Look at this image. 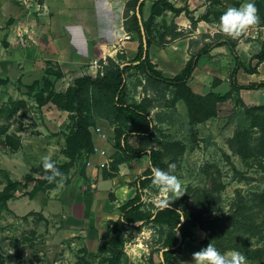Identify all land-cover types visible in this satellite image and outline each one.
I'll return each mask as SVG.
<instances>
[{
  "label": "rangeland",
  "instance_id": "rangeland-1",
  "mask_svg": "<svg viewBox=\"0 0 264 264\" xmlns=\"http://www.w3.org/2000/svg\"><path fill=\"white\" fill-rule=\"evenodd\" d=\"M170 1L173 4L179 2L185 8L191 25L186 32L197 27V21L203 19L207 22L202 23V29L206 30L204 32L210 34L212 30L214 33L210 37L212 41L227 37L220 32L219 19L229 7L253 2L258 9L259 24L264 23V0ZM166 16L167 13H163L149 21L150 36L153 43L159 46L163 43V32L167 28L165 21L172 14ZM176 27L173 19L169 25L170 32H174ZM241 37L250 39L244 35ZM160 57L161 52L153 50L152 58L162 67ZM175 60V65L167 68L164 74L179 70V58L175 57ZM232 63L224 59L222 67L221 61L220 66L212 65V81V74L208 70L207 76H203L206 68L203 65L202 72H199L202 75L198 77L197 72L189 79L190 86L201 94L227 92L230 84L221 83V80L229 81L226 77L230 75ZM217 70L223 78L215 75ZM3 79L0 77V191L10 180L23 179L26 173L39 167L44 156L56 162L67 160L62 149L66 135L75 122L72 113L64 115L65 112L62 113L53 103L39 105L37 98L41 92L37 87L30 88L32 79H18L10 84ZM126 79L128 102L143 101L156 125L153 134L140 144L146 149H160L158 168L167 171L169 164L176 165L174 174L182 181L186 192L170 204L180 208H205L206 200L209 201L205 195L209 193L212 200L207 206L216 208L212 215H233L240 213L239 204L247 202L246 211L257 213L256 221L262 224L263 235L247 234V251L230 248L225 252L239 251L246 257L247 264H264V257H254L256 252H249V248H264V204L262 206L256 196L264 192V140H259L264 135V109L239 102L238 95L233 93L230 99L217 102L215 115L196 121L185 100L176 97L173 86L156 81L142 68L127 69ZM215 79L218 80L216 83ZM245 96L253 97L254 94ZM207 103L212 105L210 101ZM91 115L94 118L93 126L101 127V131L105 129L104 126H115L108 116H98L94 111ZM131 126L127 124L124 127ZM83 159L85 157L64 174L62 187L56 183L55 187L42 190L37 181H32L28 187L19 188L6 208L0 207V264H108L102 258L110 255L107 243L112 235L113 217L102 218V213H88L91 208L84 202L83 192L95 184L85 183V187L76 191H68L66 187L67 179H74V174L81 175ZM34 174L38 176V173ZM31 192L34 193L32 197ZM113 196L114 193L110 191L107 197L112 200L115 199ZM164 198H168V194H160L150 180L144 188L143 210L154 212L159 207L157 201ZM93 208H97L95 211L109 210L102 201ZM113 210L114 207L110 211L112 215L119 214L117 207L116 212L113 213ZM202 217H206V213ZM135 224L123 228L124 255L118 264H151L153 260L158 263L170 227L154 221ZM237 235L238 231L229 232L234 244L239 243ZM208 237V230L199 225L192 227L190 236L170 264H179L180 260L194 264L192 254L203 248V240Z\"/></svg>",
  "mask_w": 264,
  "mask_h": 264
},
{
  "label": "trees",
  "instance_id": "trees-1",
  "mask_svg": "<svg viewBox=\"0 0 264 264\" xmlns=\"http://www.w3.org/2000/svg\"><path fill=\"white\" fill-rule=\"evenodd\" d=\"M145 5L146 0H128L125 9V16H127L125 25L129 31L135 32L138 36L139 45L137 53L132 60L135 63H124L122 65V62H117L114 58L107 57V62L104 64L102 72L99 71L95 76L92 74L81 75L75 78L73 84L69 85L64 91L56 89V82L62 76L61 72H56L55 79L51 80L48 76L51 70L47 71L41 78L35 79L29 84L30 88L37 87L39 92H41V95L37 98L39 105L53 103L59 109L72 113L75 119L72 129L66 135L65 146L62 149V153L68 159L63 162H53H55L61 173L66 174L71 167L76 166V162L79 159L93 152L94 142L91 131V126L94 125V118L91 115L93 111L98 116L110 117L112 123L115 125L114 146L116 147V151L113 153L111 160H108L104 166H101L103 178L115 176L119 171L121 163L132 161L142 154H148L150 164L143 174L132 182V185L135 187V194L120 204V216L117 219L111 220L112 235L107 243L110 255L102 258V261L108 264H118L120 262L124 255L125 238L123 228L133 227L136 225V222L142 224L154 221L167 224L170 227V231L164 240L162 256H160L159 262L157 263L153 260L151 264H170L173 256L181 251L185 239L190 236L192 227L196 225L209 231V237L203 240V248L208 243H211L222 254L230 248L245 251L248 248V244L245 242L247 234L249 236L263 235L261 230L262 224L256 221L257 213L253 210L246 211L247 202L245 201L239 204L240 213L233 215L225 213L212 215L211 213L216 208L215 206H207L211 203V194L209 193L205 195L209 200H206L205 208L197 209L193 206L180 208L177 205L170 204V207H158L152 213L143 210L144 188L151 180V167H159L160 165L161 151L156 148L146 149L140 144L153 134L156 125L149 114L148 107L143 101L128 102L126 71L132 67L142 68L156 81L173 86L176 91V97L184 99L187 103L193 120L202 121L215 115L217 112V102L230 99L233 93L238 95L237 99L239 102L245 104L240 96L242 89L264 87V80L242 84L238 81L237 77L240 69H244L248 73L258 72V66L264 61V40L262 41L260 50L252 56V58H256L257 60L254 64H252L251 60L248 62V65L245 64L236 54L235 39L227 37L224 40H215L203 45L191 56L180 72L172 77L165 76L155 67L150 58V45L153 43V40L150 36L149 21L168 9L175 14H179L185 8L183 6H176L170 0H153L150 15L147 19H144L143 8ZM142 25L145 31L144 34ZM221 44H227L235 57V63L229 75L230 90L224 93L211 91L207 94L195 92L189 84V79L200 57L209 53L214 46ZM3 80L7 81L8 79L4 78ZM216 81L218 80L215 79V83ZM208 101L212 105H208ZM253 107L264 109V104ZM127 124H132V126L130 128L124 127ZM259 140L263 141L264 135L259 137ZM137 141H139V144H136ZM34 172L38 173V176ZM80 174L85 179H88L85 173V162H83L80 169ZM45 176L46 173L41 164L39 167L33 168L32 171L26 173L23 179L10 180L0 191V207L6 208L8 201L15 197V193L19 188L28 187L32 181H37L38 187L42 190L55 187L56 183H49L45 179ZM66 183L69 184L70 180L67 179ZM33 194L31 192L30 196L32 197ZM256 196L257 199L261 200V205L263 206L264 192ZM205 213L206 217L203 218L202 215ZM179 224L180 229L177 236L175 235V230ZM233 230L238 231V244H234L229 238V232ZM249 252H256L254 257H264L263 247L249 248Z\"/></svg>",
  "mask_w": 264,
  "mask_h": 264
},
{
  "label": "crops",
  "instance_id": "crops-1",
  "mask_svg": "<svg viewBox=\"0 0 264 264\" xmlns=\"http://www.w3.org/2000/svg\"><path fill=\"white\" fill-rule=\"evenodd\" d=\"M127 2L128 0H0V77L7 78L10 84L18 79L23 81L32 79V82L50 70L48 76L54 80L55 73L61 72L62 76L56 82V89L64 91L73 84L75 78L84 74L95 76L99 71L102 72L107 57H112L117 62L121 60L122 65L135 63L130 60L136 55L139 42L137 34L129 31L125 25ZM152 2L153 0H146L143 8L144 19L150 15ZM174 4L181 5L179 2ZM164 13H167V16L171 13L172 17L165 21L167 28L163 32V43L161 46L155 43L150 45L151 61L163 74L168 70L167 68L175 65V57L179 58V64L181 63L180 70L195 51L213 42L210 37L214 36L212 30L210 34H206L204 32L206 30L202 29V23H207L203 19L197 21V27L186 32L187 27L191 25L185 10L175 14L168 9ZM173 19L177 27L174 32H170L169 25ZM263 40L264 38L242 39V37L235 39L236 54L245 64L248 65L250 60L254 64L257 60L252 56L260 50ZM154 45L155 49H153ZM153 50L161 52L162 67L152 58ZM207 54L210 56L200 57L192 75H196L197 72L199 75V72L203 70L201 67H204L205 61L208 60L203 76H207L208 70L212 74V81L214 79L213 66H220L221 61L222 67L224 59L233 62L231 68L235 63L234 54L227 44L214 46ZM95 59L98 63H94ZM179 70L164 75L172 77ZM215 75L224 77L222 74L219 75L218 70ZM237 77L242 84L264 80V61L258 66V72L248 73L240 69ZM226 79H229V76ZM224 82L230 84L229 81L221 80V83ZM245 94H254V96L247 98ZM240 96L247 105L264 104V87L242 89ZM61 111L65 112L64 115L70 113L66 110ZM99 128L101 131V127ZM104 128L101 131L104 134L93 133V142L98 148L97 151L89 153L83 159L88 179L74 174V179L70 180L66 187L68 191L72 189L76 191L80 187H85V183L95 184L93 187H87L83 192L84 202L91 208L88 213L91 215L102 213V218L116 219L121 213L120 204L135 194L132 182L143 174L150 160L148 154H142L132 161L121 163L115 176L103 178L101 165L111 160L116 151L115 126L110 124ZM98 136L104 138L105 141L100 140ZM110 191L114 193L115 199L111 200L107 197ZM101 201L108 207L107 212L95 211L97 208H93ZM113 207V213L116 212L117 207L119 214L115 216L111 214ZM88 213L86 215H89ZM91 219L94 220V217Z\"/></svg>",
  "mask_w": 264,
  "mask_h": 264
},
{
  "label": "clouds",
  "instance_id": "clouds-1",
  "mask_svg": "<svg viewBox=\"0 0 264 264\" xmlns=\"http://www.w3.org/2000/svg\"><path fill=\"white\" fill-rule=\"evenodd\" d=\"M260 17L258 9L253 2H246L239 7H229L220 16L219 29L222 34L232 39H238L246 34L251 28L258 26ZM42 167L45 170V179L49 183H57L62 187L64 174L60 172L50 157H42ZM176 165L171 163L168 170L158 167H151V183L162 195L168 194V198L159 199L157 204L161 208L170 207V202L182 197L186 192L182 181L174 174ZM59 178V179H58ZM174 197V199L172 198ZM180 224L175 230V235H179ZM194 264H247L246 257L239 251H229L221 253L213 244L208 243L206 247L192 254ZM179 264H187L180 260Z\"/></svg>",
  "mask_w": 264,
  "mask_h": 264
},
{
  "label": "built area",
  "instance_id": "built-area-1",
  "mask_svg": "<svg viewBox=\"0 0 264 264\" xmlns=\"http://www.w3.org/2000/svg\"><path fill=\"white\" fill-rule=\"evenodd\" d=\"M244 36H246L247 38H251V39H263L264 38V23L259 24L258 26L254 28H251L246 34H244ZM94 63H98V60L95 59ZM93 127H91L92 134L93 133L104 134L103 132L100 131L99 127H96V126L94 128ZM97 149L98 148L94 146L93 151H97ZM106 162H103L101 166H104Z\"/></svg>",
  "mask_w": 264,
  "mask_h": 264
},
{
  "label": "water",
  "instance_id": "water-1",
  "mask_svg": "<svg viewBox=\"0 0 264 264\" xmlns=\"http://www.w3.org/2000/svg\"><path fill=\"white\" fill-rule=\"evenodd\" d=\"M142 30H143V34H144V33H145V31H144L143 25H142ZM144 42H145V44H146V39H145V36H144Z\"/></svg>",
  "mask_w": 264,
  "mask_h": 264
}]
</instances>
